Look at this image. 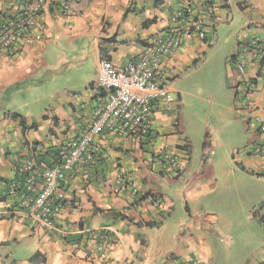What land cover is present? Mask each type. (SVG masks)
Returning a JSON list of instances; mask_svg holds the SVG:
<instances>
[{
	"label": "crops",
	"instance_id": "crops-1",
	"mask_svg": "<svg viewBox=\"0 0 264 264\" xmlns=\"http://www.w3.org/2000/svg\"><path fill=\"white\" fill-rule=\"evenodd\" d=\"M21 1L0 0V11ZM205 1L77 0L65 13L61 0H49L32 41L0 52V264H215L221 251L208 234L218 233L216 214L225 201L224 193L212 196L211 185L235 166L249 174V187L227 194L247 195L254 218L264 225V155L253 152L264 144V132L248 108L257 106L264 120V74L252 54L246 73L236 72L244 43L256 36L264 43V0H212L215 12L204 17L206 38L186 36L163 60L161 83L173 101L155 107L143 137L105 131L95 138L97 162L78 164L67 175L56 229L35 221L9 190L13 181L24 185L18 170L26 158L51 165L61 144L89 128L107 99L97 83L102 58L118 66L138 59L156 32L172 26L177 10L192 5L198 15ZM221 59L224 70L211 98L215 121L206 120L204 129L187 109ZM247 79L254 90L245 99L238 92ZM165 152L179 156L178 168L162 169L157 157ZM123 171L132 186L119 176ZM157 196L160 207L153 204ZM101 236L109 241L105 255Z\"/></svg>",
	"mask_w": 264,
	"mask_h": 264
},
{
	"label": "built area",
	"instance_id": "built-area-1",
	"mask_svg": "<svg viewBox=\"0 0 264 264\" xmlns=\"http://www.w3.org/2000/svg\"><path fill=\"white\" fill-rule=\"evenodd\" d=\"M47 1L22 0L0 11V52L12 50L20 42L29 44L32 41V31ZM73 1L77 0H61L65 13L70 11ZM204 7V12L198 15L193 14L192 5L177 10L172 16V26L156 32L138 59L124 66L116 65L109 58L101 59L97 83L106 91L107 99L96 107L89 128L79 137L61 144L51 165H43L36 156L26 158L18 170L23 176L24 185L17 181L9 185L10 193L18 198L21 208L35 221L49 229H56L57 218L67 199L64 187L66 177L78 164H96L92 147L98 135L105 131L130 133L138 137L149 134L155 107L161 101H173L168 88L161 83L163 60L179 50L186 36L196 35L201 40L206 38L204 17L212 16L215 9L212 0H206ZM251 54L259 59L264 74V43L256 36L244 43L237 53L238 75L246 73L248 55ZM241 86L238 93L246 99L254 90L253 84L247 79ZM248 108L253 112L252 119L257 123L258 130L264 132V120L257 106L249 104ZM253 152L264 155V144L256 145ZM157 158L163 170L169 166L178 168L179 156L173 152L159 154ZM119 176L125 184L132 186L127 171ZM132 192L137 195L138 190L133 188ZM153 204L160 207L161 197H155ZM104 238L101 236L102 243L99 245L103 255L110 248L109 241ZM176 264L186 263L179 259Z\"/></svg>",
	"mask_w": 264,
	"mask_h": 264
},
{
	"label": "rangeland",
	"instance_id": "rangeland-1",
	"mask_svg": "<svg viewBox=\"0 0 264 264\" xmlns=\"http://www.w3.org/2000/svg\"><path fill=\"white\" fill-rule=\"evenodd\" d=\"M213 64L216 65L214 73L203 78L210 79L211 82L200 84L201 89L198 88L196 91V93L200 92V98L192 99L187 109L190 115L194 114L199 119L197 121L201 123L204 129L207 127L206 120L210 124L215 121L212 116L213 104L211 98L217 92L218 74L220 70H224L223 59L217 60ZM204 139L205 135L198 137V145L194 150V153H196L195 158L202 153ZM224 157L227 158V154L225 156V153L221 152V159L223 160ZM249 177L247 172L235 166L228 177H218V180L211 185L215 189V194L212 196H221L220 194L224 193V196L220 198L225 201L220 205V209L216 214L218 233L209 230L208 234L211 242L215 241L221 251V259L216 261L215 264H242V261L244 262L247 258H250V260L255 258L264 259V225L260 220L254 218L253 212L255 209L251 201L248 200L247 195L234 194L230 198L227 194L231 190L234 191L236 187L238 193L239 187L248 189Z\"/></svg>",
	"mask_w": 264,
	"mask_h": 264
},
{
	"label": "trees",
	"instance_id": "trees-1",
	"mask_svg": "<svg viewBox=\"0 0 264 264\" xmlns=\"http://www.w3.org/2000/svg\"><path fill=\"white\" fill-rule=\"evenodd\" d=\"M162 1V0H161ZM15 117H16V115H15ZM22 124H23V126H26V122H25V120L24 119H22ZM123 218H128L125 214H120ZM131 221H132V219H131ZM138 224H143L142 222H138ZM147 224V223H146ZM148 225H150V226H153V225H158V223H148Z\"/></svg>",
	"mask_w": 264,
	"mask_h": 264
}]
</instances>
